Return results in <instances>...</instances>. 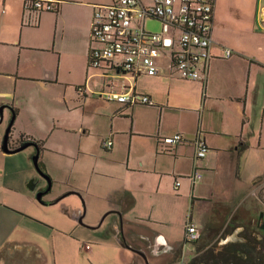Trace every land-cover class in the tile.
<instances>
[{
  "label": "crops",
  "instance_id": "obj_1",
  "mask_svg": "<svg viewBox=\"0 0 264 264\" xmlns=\"http://www.w3.org/2000/svg\"><path fill=\"white\" fill-rule=\"evenodd\" d=\"M54 1L58 10L37 14L25 0H0V123L15 110L19 138L11 128V146L36 144L6 152L0 124V158L17 159L25 176L5 182L0 164V264H53L57 244L51 236L48 246L47 230L59 227L42 217L44 202L25 184L37 177L27 158L37 147L51 184H75L68 192L92 196L95 214L112 213L104 242L88 245L90 264H147L127 244L149 264H188L216 242L254 236L264 206V0H216L205 82L182 77L167 56L156 75L101 76L88 65L91 21L96 4L113 0ZM110 80L153 103L104 99L98 91ZM199 132L209 151L193 181ZM175 133L186 141L164 151L161 139ZM60 171L67 183L55 176ZM189 219L200 232L193 242L185 239Z\"/></svg>",
  "mask_w": 264,
  "mask_h": 264
},
{
  "label": "built area",
  "instance_id": "obj_2",
  "mask_svg": "<svg viewBox=\"0 0 264 264\" xmlns=\"http://www.w3.org/2000/svg\"><path fill=\"white\" fill-rule=\"evenodd\" d=\"M26 10L53 11L54 0H25ZM216 0H113L110 4H96L91 21L88 65L108 77L110 70L124 71L133 78L142 73L156 75L161 72L159 59L167 56L178 74L184 78L206 81L212 59L213 27ZM156 19L163 28L159 32L147 29L146 22ZM233 51L228 49L226 56ZM98 94L108 101L121 103H153L149 95L141 94L134 86L123 84L115 89V81H104ZM90 89L88 84L77 87L80 95ZM186 141L184 134L163 137L160 145L172 151ZM106 140L104 146L111 148ZM196 167L193 181L203 176L197 161L207 156L209 146L199 132L193 140ZM181 182L176 181L178 188ZM200 232L189 219L185 239L198 240ZM184 264V262L180 263Z\"/></svg>",
  "mask_w": 264,
  "mask_h": 264
},
{
  "label": "rangeland",
  "instance_id": "obj_3",
  "mask_svg": "<svg viewBox=\"0 0 264 264\" xmlns=\"http://www.w3.org/2000/svg\"><path fill=\"white\" fill-rule=\"evenodd\" d=\"M146 1L149 2V0ZM146 27L148 28V30L153 32L161 31V23L156 19H149L146 22ZM13 114L14 111L7 121L0 123L1 125L5 126L3 138L5 137L11 119L13 118ZM13 127V136L15 138H19V133L14 130ZM30 148H32V146L27 147L20 152H27V150ZM34 154L35 153H33L31 156L28 155L27 158L32 163L37 177H30L29 180H26L25 184L28 188H30V190H32L30 183L33 179H37L40 181V184H38L37 186L38 189H46L49 186L48 178L51 177L53 179V177L51 174H49L47 170L48 166L44 159H40V166L43 169L44 173L48 174L49 177L46 178V176H43L41 174V172L35 165L33 157ZM50 154L51 152H47L45 159H47V157L49 158ZM0 164L5 167L6 176L3 178L5 182L15 184L18 180H25L23 170L20 167L17 159L4 160L3 158H0ZM49 165V169L53 171L52 165ZM63 172L64 171H60L55 174V176L60 177L61 180L65 181L64 179L66 178V175H64ZM65 182L67 183L68 181ZM74 185L75 184H52L50 192H48V194L45 196L46 198L44 199V205H41L43 214L42 217H44V219L46 218L45 220L50 221V223L54 222L55 225L59 227L56 230L55 228H53V226L49 225V229L47 230V233L49 234L47 244L49 241H52L51 236L54 238V242L57 244L56 254L53 255L50 259L53 264L55 263V261H57L58 264H90V258L92 254L88 249V245L94 250L97 248L94 243L95 241H100V244L101 242H104L106 235L105 231H108V226L111 223L112 213L106 211L99 215L98 212L100 210H98L97 214L93 212V210L96 208V205L93 204L94 199L92 196L88 194H85V196L79 191L71 192L70 194L62 197L63 194L70 191V187ZM32 191L36 194V190ZM38 201L40 202V200ZM262 209L263 210L261 212H264V206L262 207ZM84 211V222H80L79 217L82 213H84ZM48 246L51 248L52 243L50 245L48 244ZM52 252L53 250L51 251V253ZM97 255L98 252L96 251L95 257Z\"/></svg>",
  "mask_w": 264,
  "mask_h": 264
},
{
  "label": "flooded vegetation",
  "instance_id": "obj_4",
  "mask_svg": "<svg viewBox=\"0 0 264 264\" xmlns=\"http://www.w3.org/2000/svg\"><path fill=\"white\" fill-rule=\"evenodd\" d=\"M19 146V145H18ZM14 148V147H13ZM38 186V184H37ZM34 190H36V198L38 192H43L42 195V202H45V196L50 192L48 187L46 189L38 187ZM52 187V184H51ZM38 191V192H37ZM38 200V199H37ZM243 239V238H242ZM236 241H230V243L234 242L235 244V262H232L231 264H264V212H262L259 215V221H258V229L256 234L249 235L246 237V241H240L239 238L235 239ZM219 244H225L227 242H221L219 241ZM218 243V242H216Z\"/></svg>",
  "mask_w": 264,
  "mask_h": 264
},
{
  "label": "trees",
  "instance_id": "obj_5",
  "mask_svg": "<svg viewBox=\"0 0 264 264\" xmlns=\"http://www.w3.org/2000/svg\"><path fill=\"white\" fill-rule=\"evenodd\" d=\"M56 10H58V6ZM36 12L37 14H40L43 11L36 10ZM15 112L16 111L14 110L11 128L14 123ZM26 142L27 141H25L24 143ZM235 244L237 243L234 242L232 243L228 242L225 244L214 243L205 249L202 248L200 252H198V254L188 262V264H231L232 262L236 261L234 258V256L236 255L234 252Z\"/></svg>",
  "mask_w": 264,
  "mask_h": 264
},
{
  "label": "water",
  "instance_id": "obj_6",
  "mask_svg": "<svg viewBox=\"0 0 264 264\" xmlns=\"http://www.w3.org/2000/svg\"><path fill=\"white\" fill-rule=\"evenodd\" d=\"M4 108H5V105L0 106V122L3 120V117H4ZM12 119H13V118H12ZM12 119H11V121H10V124H9L8 128H7V131H6V134H5L4 140H3V149H4L6 152L11 153V152H17V151H20V150L24 149L25 147H27V146H29V145H36L35 142L30 141V142H27V143H21L20 146L15 147V148H13V147L11 146V144H10V143H11L10 129H11V123H12V121H13ZM39 154H40V149L37 147V152H36V154H34V156H33V157H34V162H35V165H36V167L38 168V170L41 172V174H42L43 176H46V178H47V177H49V176H48L47 174L44 173L43 169L41 168V166H40V164H39ZM48 182H49V187H48V189L50 190V188H51V179H50V177L48 178ZM30 184H31V189L34 190V189L36 188L38 182H37L36 180L33 179V180L31 181ZM70 193H71V192H67V193L63 194L62 197L66 196V195H68V194H70ZM42 195H43V192H38V193H37V199L40 200V201H42ZM118 213H119L120 216H121V213H120V212H118ZM106 215H107V213H106ZM83 216H84V214H82V215L79 217V221H80V222H83ZM261 216H262V213H261ZM127 246H128L129 248H131L132 250L141 253V254L144 256V258H145L147 264H149L148 257H147V255H146L144 252H142V251H140V250H136V249L132 248L131 246H129L128 244H127Z\"/></svg>",
  "mask_w": 264,
  "mask_h": 264
}]
</instances>
